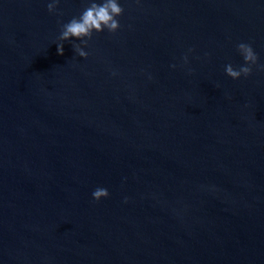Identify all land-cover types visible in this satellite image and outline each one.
Wrapping results in <instances>:
<instances>
[{
    "label": "water",
    "instance_id": "95a60500",
    "mask_svg": "<svg viewBox=\"0 0 264 264\" xmlns=\"http://www.w3.org/2000/svg\"><path fill=\"white\" fill-rule=\"evenodd\" d=\"M91 2L0 0V264H264V0Z\"/></svg>",
    "mask_w": 264,
    "mask_h": 264
},
{
    "label": "clouds",
    "instance_id": "9594fccd",
    "mask_svg": "<svg viewBox=\"0 0 264 264\" xmlns=\"http://www.w3.org/2000/svg\"><path fill=\"white\" fill-rule=\"evenodd\" d=\"M58 5L59 0H49L47 4L48 12L56 13ZM123 11L118 0H102L100 3L92 0L90 5L84 9L78 18L74 17L68 23L63 24L59 37L61 43L56 44L58 54L63 55V42L74 38L80 41V44L73 45L76 55L86 59L88 54L80 45L82 44L84 47H87L88 41L93 37V33L99 34L105 30L109 33L117 32L120 28L117 18L123 14ZM237 51L242 56L244 64L238 69H234L231 64L225 66L226 75L233 80H238L242 76L247 78L252 74L253 66L258 64V56L250 44L239 43ZM183 59L187 63V56ZM172 67L175 68V65ZM259 70L264 71V65H259ZM92 195L94 200L99 202L102 198H107L109 192L105 188H97L93 191Z\"/></svg>",
    "mask_w": 264,
    "mask_h": 264
}]
</instances>
